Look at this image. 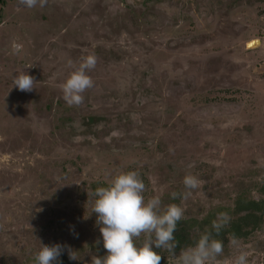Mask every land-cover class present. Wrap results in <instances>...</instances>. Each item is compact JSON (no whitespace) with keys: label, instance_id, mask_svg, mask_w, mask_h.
I'll return each mask as SVG.
<instances>
[{"label":"rangeland","instance_id":"1","mask_svg":"<svg viewBox=\"0 0 264 264\" xmlns=\"http://www.w3.org/2000/svg\"><path fill=\"white\" fill-rule=\"evenodd\" d=\"M87 55L93 87L69 107L60 86ZM128 171L184 209L192 245L228 215L216 264H264V0H0V264L41 244L76 251L61 264L105 255L92 193Z\"/></svg>","mask_w":264,"mask_h":264},{"label":"clouds","instance_id":"2","mask_svg":"<svg viewBox=\"0 0 264 264\" xmlns=\"http://www.w3.org/2000/svg\"><path fill=\"white\" fill-rule=\"evenodd\" d=\"M45 0H19L26 8H33L38 3L42 7ZM22 45L13 42V55L22 51ZM70 66L72 62L69 61ZM96 66V57L87 55L81 59L69 73L60 86L62 99L69 106H79L83 102L82 93L93 87V80L88 73ZM17 90L30 92L34 88V78L27 73H19L13 77L12 87ZM192 167V165H189ZM199 181L195 176L185 175L183 185L187 190L198 187ZM145 184L136 171H128L114 176L104 187H97L92 193L95 197L91 213L96 214L95 224L99 227L100 239L105 255H93L91 264H160L161 251L171 254L175 264H216L217 257L223 252V243L215 239L212 232L219 233L229 217L220 213L212 222V232L205 231L192 246L182 249L176 254L174 232L177 223L184 216V209L177 204L162 207L159 196L145 199ZM177 193L171 194L172 199ZM182 199L191 195V191L179 194ZM144 234L145 240L137 245L135 240ZM237 244L235 238L231 241ZM67 249L70 260H80L76 251L67 245L41 244L34 254L33 264H61L59 257ZM155 249V250H154ZM159 250V251H156ZM233 264H248L247 253L240 252Z\"/></svg>","mask_w":264,"mask_h":264},{"label":"trees","instance_id":"3","mask_svg":"<svg viewBox=\"0 0 264 264\" xmlns=\"http://www.w3.org/2000/svg\"><path fill=\"white\" fill-rule=\"evenodd\" d=\"M262 211L264 212V210L262 209ZM187 223H185L184 221L180 220L177 223V227L176 230L174 232V237H175V241H176V253L180 252L182 249L189 247L192 245V241L190 238V234L188 232V228L186 226ZM233 237H240L238 236V234L236 235L233 231L231 234ZM243 236V235H241ZM164 259H161L160 264H165Z\"/></svg>","mask_w":264,"mask_h":264},{"label":"flooded vegetation","instance_id":"4","mask_svg":"<svg viewBox=\"0 0 264 264\" xmlns=\"http://www.w3.org/2000/svg\"><path fill=\"white\" fill-rule=\"evenodd\" d=\"M252 42H254L253 44H256V46L259 45V42H257V41H252ZM250 43H251V42H250ZM256 46H255V47H256ZM231 234H232V231L228 232V235L231 236L232 238H241V237H242V236H240V237H233Z\"/></svg>","mask_w":264,"mask_h":264},{"label":"bare ground","instance_id":"5","mask_svg":"<svg viewBox=\"0 0 264 264\" xmlns=\"http://www.w3.org/2000/svg\"><path fill=\"white\" fill-rule=\"evenodd\" d=\"M257 42H258V41H257ZM253 43H254V42L249 43V44H248V47H251V48L255 47L256 44H253Z\"/></svg>","mask_w":264,"mask_h":264}]
</instances>
